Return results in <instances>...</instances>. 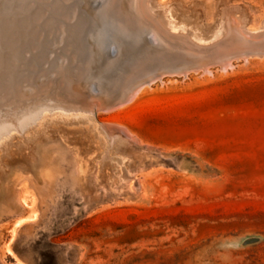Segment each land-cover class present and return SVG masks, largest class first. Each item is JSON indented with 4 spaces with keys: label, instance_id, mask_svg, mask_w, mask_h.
Here are the masks:
<instances>
[{
    "label": "rangeland",
    "instance_id": "obj_1",
    "mask_svg": "<svg viewBox=\"0 0 264 264\" xmlns=\"http://www.w3.org/2000/svg\"><path fill=\"white\" fill-rule=\"evenodd\" d=\"M136 1L133 18L117 11L125 0H102L104 16L89 0H0V264H264V0ZM120 18L124 40L136 20L168 27L182 32L168 50H187L173 63L193 53L218 65L94 116L89 93L114 78L118 96L130 70L88 75ZM181 21L193 25L175 29Z\"/></svg>",
    "mask_w": 264,
    "mask_h": 264
},
{
    "label": "bare ground",
    "instance_id": "obj_2",
    "mask_svg": "<svg viewBox=\"0 0 264 264\" xmlns=\"http://www.w3.org/2000/svg\"><path fill=\"white\" fill-rule=\"evenodd\" d=\"M65 1H69L70 2V0H65ZM101 1L102 0H92V1H90L89 0V4H87V9H89L90 11H98V12H100V13H103V15L102 16H104V14H105V10H103V7H101L100 6V8H98V9H94V10H92V5H94V4H96V3H98V2H100L101 3ZM143 1V0H142ZM61 2V1H60ZM72 3V2H71ZM105 5V4H104ZM23 6V5H22ZM26 6V5H25ZM67 6V5H66ZM65 6V7H66ZM69 6V5H68ZM103 6V5H102ZM116 6V5H115ZM137 6H139L138 4H137V1L136 0H125V3H124V5L121 7V9H118L117 8V11L118 12H120V14H122V16H123V14L124 15H127V16H132L133 18L135 17V15L137 14V12H138V10H139V8L137 7ZM62 7H64L63 5H62ZM116 7H118V6H116ZM3 8V7H2ZM67 8H69V7H67ZM73 8H74V6H73ZM76 8H78L77 6H76ZM142 8V7H141ZM79 9V8H78ZM107 9V8H106ZM62 10V9H61ZM71 10V9H70ZM70 10H68V11H70ZM75 10V9H74ZM73 10V11H74ZM143 10V9H142ZM2 11V10H1ZM79 11H77V13H78ZM141 12V11H140ZM75 13H76V11H75ZM63 14V13H62ZM70 14V13H69ZM79 14H80V12H79ZM78 14V15H79ZM184 14V13H183ZM60 15V14H59ZM72 15V14H71ZM175 15V14H174ZM62 16V15H61ZM69 16V15H68ZM68 16H67V19H68ZM101 16V17H102ZM108 16V15H107ZM178 16V15H177ZM64 18V17H63ZM79 18V17H78ZM88 18V17H87ZM123 18V17H122ZM122 18H120V19H117V20H109L110 22H108L111 26H109V27H105V29H104V31H103V33L104 34H101L100 36H99V41H100V45H101V48L104 46V37L106 36V34H107V36L109 37V39L111 40L112 39V42H113V40L116 42V43H118V44H122V47H121V50H120V55H119V57H118V59L116 60V61H109L107 58H105V56H103V53H102V55L100 54V53H98V52H96V50L97 49H95L94 47H91V49L92 48H94L95 49V51H93L92 53H91V59H90V63H88V65H90L91 64V66H92V71H91V73L90 74H88L89 76H91V80H93V79H97L98 77H99V79H101L102 77H101V75H104V73H106V71H111L110 70V68H112V76H114V71L115 70H119L120 69V73L119 74H123V70L124 69H126V66H128L129 68H130V70L129 71H125V73L120 77V79H118V83H120L119 84V89H121V93L118 95V96H114V92H115V90L116 89H118V88H116V89H114V78H111L112 80H113V83L111 82L110 83V81H109V83L111 84V87L110 88H107L106 86H103V87H105V89L103 90H99V91H97L95 94H90L89 93V95H90V97H91V99H90V101H91V104L94 106L93 108L95 109H93V115L95 116H98L97 114H98V112H100V111H106V112H108L109 110H116V109H118V108H121V107H123V106H126V105H128L129 103H132V102H134L137 98H138V96H139V94L141 95L142 93H141V91L143 90V89H145V87L146 86H149V85H146V86H144V87H140V88H137V90H134L136 87H137V85L143 80V79H145V78H147V77H149V75H151V74H153V73H155V72H158V71H161V70H165V69H172V68H178L175 72H186V71H188V72H191V71H196V70H198L199 68H200V66H202L204 63H210L211 65H213V66H217L218 65V62L217 61H215L213 58H206V55L205 54H203L202 55V60L201 59H199V58H197L196 56H195V54H193L192 52H190V51H188V52H190V53H192L190 56L192 57V59L191 60H189V61H187V62H184V63H173V61H175V59H177L178 57H181V56H185L186 54H185V52L187 51V50H182V49H178V50H172V51H169L168 50V47H171V42L172 41H176V37L178 38V39H180L181 37H180V35L179 34H181L182 32H181V30H180V32L181 33H177V32H174V31H172L171 29H170V31H169V29H167L168 27H166L165 26V23L163 22V25L166 27L165 28V30L164 29H162V30H159V28H157L155 31H153L152 29H150L149 27H147L146 25H143L142 23H140L139 22V20L137 21H135V23L134 24H125V25H130V27L129 28H132V26L131 25H136V26H138L137 28H138V31H136V32H132L131 31V33L130 34H125L126 36H127V38L124 40V39H122L118 34H121L122 33V31H121V29L122 28H124V26H122V21L121 20H124V19H122ZM124 18H126V17H124ZM131 18V17H130ZM65 19V18H64ZM64 19H63V23H65V21H64ZM91 18H89V20H90ZM114 19V18H113ZM132 19V18H131ZM138 19V18H137ZM57 20V19H56ZM58 20H59V17H58ZM57 20V21H58ZM104 20H107V19H104ZM126 20V19H125ZM135 20V19H134ZM133 20V21H134ZM186 20H187V18H186ZM231 20H232V17H231ZM239 21H240V19H238ZM242 20V19H241ZM7 21V20H6ZM60 21V20H59ZM128 21V20H127ZM130 21V20H129ZM149 21V20H148ZM234 21H235V19H234ZM53 22H56L55 20L53 21ZM61 22V21H60ZM70 22V21H69ZM78 22V21H77ZM82 22V21H81ZM114 22V23H113ZM179 22V21H178ZM228 22H230V21H228ZM238 22V21H237ZM23 23V22H22ZM59 23V22H58ZM57 23V24H58ZM133 23V22H132ZM236 23V22H235ZM3 24V23H2ZM7 24V23H6ZM54 24V23H53ZM69 24V23H68ZM79 24V23H78ZM103 24L104 23H100L99 25H100V28L103 26ZM108 24V25H109ZM161 24V23H160ZM197 24V23H196ZM237 24V23H236ZM245 24V23H244ZM66 25V24H65ZM124 25V24H123ZM192 25L193 24H191V23H189V22H184V21H181V23H173V27L176 29V27H181V26H183V27H185V28H187V27H189V28H191L192 27ZM235 24H234V22H233V26H234ZM239 25V24H238ZM237 25V26H238ZM242 25V24H241ZM5 25H3V27H4ZM9 26V25H8ZM7 26V27H8ZM27 26V25H26ZM55 26H56V23H55ZM64 26V25H63ZM98 26V25H97ZM199 26V25H198ZM203 26V25H202ZM236 26V25H235ZM48 27H50V25H48ZM78 27V26H77ZM199 27H201V26H199ZM204 27V26H203ZM229 27V26H228ZM242 27H243V25H242ZM52 27H50V29H51ZM113 28H114V37L113 36H111L110 34H109V32L108 31H113ZM134 28V27H133ZM53 29H54V27H53ZM57 29V28H56ZM65 29V28H64ZM70 29V28H69ZM99 28L98 27H92L91 29H90V31L88 32L89 33V36H94L96 33H98L97 32V30H98ZM135 29V28H134ZM245 30V28H242V30ZM35 30V29H34ZM59 30H61V28L59 27ZM77 30V29H76ZM84 30H86V29H84ZM121 32H120V31ZM193 30H194V27H193ZM229 30H231V29H229ZM7 31V30H6ZM27 31V30H26ZM83 31V30H82ZM81 31V32H82ZM199 31V30H198ZM203 31V30H202ZM228 31V30H227ZM239 32H240V30H238ZM246 31V30H245ZM43 32H44V30H43ZM52 32V31H51ZM61 32H62V30H61ZM84 32V31H83ZM200 32V31H199ZM260 32H261V30H260ZM38 33V32H37ZM58 33H60V31L58 32ZM64 33V32H63ZM62 33V34H63ZM66 33V32H65ZM65 33H64V35H65ZM128 33V32H127ZM145 33H151V34H153V35H155V37H156V40H157V43L155 44V45H151V44H149V43H146L144 40H140V38L138 37L139 35L138 34H145ZM170 33V34H169ZM186 33V32H185ZM235 33V32H234ZM241 33V32H240ZM239 33V34H240ZM40 34H42V33H39V35ZM55 34V33H54ZM204 34V33H203ZM210 34H212V33H210ZM244 34V33H243ZM56 35H58V37L60 36L59 34H56ZM227 35V34H226ZM187 36V35H186ZM250 36V35H249ZM41 38V37H40ZM50 38H51V36H50ZM61 38V40H62V37H60ZM60 38H57V41L59 40L60 41ZM206 38V37H205ZM204 38V39H205ZM208 38V37H207ZM211 38V37H210ZM224 38V37H223ZM232 38V37H231ZM247 38V37H246ZM250 38V37H249ZM56 39V38H55ZM169 39H170V41H169ZM225 39V38H224ZM233 39V38H232ZM52 40V39H51ZM92 40H93V38H92ZM11 41H13V40H11ZM48 41V40H47ZM58 41V42H59ZM65 41V40H64ZM63 41V42H64ZM202 41V40H201ZM232 41V40H231ZM50 42V41H49ZM54 42H55V40H54ZM62 42V41H61ZM67 42V41H66ZM65 42V43H66ZM82 42V41H81ZM84 42V41H83ZM85 42H87V41H85ZM51 43H52V41H51ZM56 43L57 42H55V44L54 45H56ZM69 43V42H68ZM14 44V43H13ZM37 44V43H36ZM35 44V45H36ZM43 44V43H42ZM47 44V43H46ZM71 44H75L74 42L72 43L71 42ZM84 44H86V43H84ZM195 44V43H194ZM32 45V44H31ZM39 45H41V44H39ZM57 45H60L59 43H57ZM209 45V44H208ZM16 46V45H15ZM26 46V45H25ZM42 46V45H41ZM51 46H53V44H51L49 47H51ZM74 46V45H73ZM85 46V45H84ZM83 46V47H84ZM89 46H90V44H89ZM96 48H98L96 45H94ZM19 47H21V46H19ZM27 47V46H26ZM36 47V46H35ZM75 47H78V46H75ZM86 47V46H85ZM17 48V47H16ZM15 48V49H16ZM82 48V47H81ZM80 48V49H81ZM21 49V48H20ZM35 49V48H34ZM33 49V50H34ZM36 49H38V47L36 48ZM44 49H46V48H44ZM49 49V48H48ZM47 49V50H48ZM88 49V48H87ZM100 49V48H99ZM27 50V49H26ZM40 50V49H39ZM43 50V49H42ZM93 50V49H92ZM104 50V49H103ZM19 51V50H18ZM50 51H52V50H50ZM73 51V50H72ZM101 52H103L102 51V49L100 50ZM24 52H25V50H24ZM39 53V52H38ZM45 53V52H44ZM44 53H43V55H44ZM46 53H48L47 51H46ZM90 53V52H89ZM51 54V53H50ZM49 54V55H50ZM76 54H77V51H76ZM43 55H41V56H43ZM19 56V55H18ZM23 56V55H22ZM56 56V55H55ZM15 58V57H14ZM43 58H44V56H43ZM43 58L41 57V60H43ZM47 58H49V56H47ZM46 58V59H47ZM59 58V57H58ZM45 59V58H44ZM51 59V58H50ZM233 59V58H232ZM26 60V59H25ZM10 61H12V60H10ZM15 61V60H14ZM56 61V60H55ZM57 61H59V60H57ZM79 61H80V59H79ZM29 62H30V60H29ZM89 62V61H88ZM230 61H228V62H226V65H229V67L231 66V68H233L234 66L233 65H231L230 63H229ZM16 64H17V62H15ZM14 63V64H15ZM46 63V62H45ZM25 65V64H24ZM30 65H31V63H30ZM54 65H55V62H54ZM120 65H124L125 66V68L123 67V70H122V68H119V66ZM20 66V65H19ZM190 66H193V68H189ZM36 67V66H35ZM43 67H45V66H43ZM60 67H63V66H60ZM59 67V68H60ZM77 67H79V66H77ZM79 68H81V65H80V67ZM116 68V69H115ZM128 68V69H129ZM10 69V68H9ZM41 68H39V70H40ZM82 69V68H81ZM226 69V68H225ZM43 70V69H42ZM42 70H40V72L42 71ZM56 70V69H55ZM63 70V69H62ZM88 70H91V69H88ZM209 70V69H208ZM44 71V70H43ZM57 71H60V70H57ZM66 71V73H67V70H65ZM122 71V72H121ZM224 71V70H223ZM15 72V71H14ZM18 73L20 72V71H17ZM46 72V71H45ZM45 72H41L40 74H42V73H45ZM49 72V71H48ZM54 72V71H53ZM61 72V71H60ZM89 72V71H88ZM87 72V70H86V72L85 73H88ZM174 72V73H175ZM206 72V71H205ZM208 72H210V71H208ZM11 73V72H10ZM25 75H26V72H23ZM57 73V72H56ZM192 73V72H191ZM9 74V73H8ZM40 74H39V76H40ZM10 75V74H9ZM25 75L23 76L25 79L27 78V77H25ZM31 75V74H30ZM29 75V76H30ZM44 75V74H43ZM45 75H47V74H45ZM79 75V74H78ZM77 75V76H78ZM106 75V74H105ZM76 76V75H75ZM74 76V77H75ZM76 76V77H77ZM181 76V75H180ZM179 76V77H180ZM187 76V74L185 75V77ZM30 77H33V76H30ZM79 77L80 76H78L77 77V79L79 80ZM182 77V76H181ZM184 77V76H183ZM36 78V77H35ZM21 79V78H20ZM20 79H19V81H20ZM25 79H22L21 81H25L26 82V80ZM39 79H40V77H39ZM41 79H42V77H41ZM40 79V80H41ZM110 79V80H111ZM116 79H117V77H116ZM44 80V79H43ZM102 80V79H101ZM6 81H7V79H6ZM18 81V80H17ZM18 81V83H19V85H20V82ZM42 81V80H41ZM40 81V82H41ZM77 81V80H76ZM80 81H82V80H80ZM108 81V80H107ZM30 82H31V80H30ZM35 82V81H34ZM85 82V81H84ZM97 82V81H96ZM16 83V82H15ZM24 83V82H23ZM27 83H28V81H27ZM83 83V82H82ZM98 83V82H97ZM103 83V82H102ZM9 84V83H8ZM40 84V83H39ZM38 84V85H39ZM43 84H46V83H43ZM74 84V83H73ZM76 84H77V82H76ZM99 84V83H98ZM10 85V84H9ZM18 84H16V86H19ZM24 85H25V83H24ZM23 85V86H24ZM41 86H42V84H40ZM38 86L39 88H42V91H44L43 89H45V88H47L48 89V87L46 86V85H44V87L42 86ZM84 85H85V83H84ZM87 85V84H86ZM102 85V84H101ZM13 86V85H12ZM37 86V85H36ZM46 86V87H45ZM75 86V85H74ZM82 86V85H81ZM98 86V85H97ZM100 86V85H99ZM107 86H109V85H107ZM21 87V86H20ZM28 87H31V84H30V86H28ZM37 87V88H38ZM86 87V86H85ZM85 87H84V89H85ZM117 87V86H116ZM8 88V87H7ZM12 88V87H11ZM39 88H38V90H39ZM87 88V87H86ZM123 88H125V90L123 89ZM13 89V88H12ZM31 89V88H30ZM29 89V90H30ZM33 89V88H32ZM35 89H36V87H35ZM46 89V90H47ZM83 89V88H82ZM89 89V88H88ZM88 89H86L87 90V92H88ZM16 90H17V88H16ZM15 90V91H16ZM23 90V89H22ZM21 90V91H22ZM91 90V89H90ZM131 91V90H134V96L130 99V100H128L127 102H125V103H123V104H121V105H119V106H115V103L117 102V101H119L120 99H122L123 98V96L125 95V93L127 92V91ZM18 91V90H17ZM26 91H27V88H26ZM40 91V90H39ZM42 91H40V92H42ZM73 91V90H72ZM29 92V91H28ZM27 92V93H28ZM30 92H35L34 90L33 91H31L30 90ZM38 92V91H37ZM90 92V91H89ZM143 92V91H142ZM8 93V92H7ZM21 93H23V92H21ZM54 93V92H53ZM26 94V93H25ZM25 94L23 95L24 97H25ZM28 94H30V93H28ZM55 94V93H54ZM73 93H71V96H73L72 95ZM82 94V92L80 93V92H77V94L76 95H81ZM31 95H32V93H31ZM38 95H46L47 96V93L46 94H40V93H38ZM37 94H36V96H38ZM59 95V94H58ZM75 95V94H74ZM20 96V94L18 95V97ZM27 96V95H26ZM33 96V98H37V97H34V95H32ZM60 96V95H59ZM58 96V97H59ZM69 96V95H68ZM27 97H29V95L27 96ZM38 97H40V96H38ZM49 97V96H48ZM100 97L102 98V97H108L109 99H111V100H109V101H107V102H105V103H103L100 107H97V106H99L98 104H96L95 105V101H99L100 100ZM111 97V98H110ZM32 98V97H31ZM50 98H52V97H50ZM55 98H57V96L55 97ZM19 99H21L20 97H19ZM18 99V101H20ZM30 99V98H29ZM54 99V97L52 98V99H50V100H53ZM58 99V98H57ZM60 99V98H59ZM58 99V100H59ZM71 99V98H70ZM73 99V102H75L74 101V99L75 98H72ZM78 99H79V97H78ZM15 100H16V98H15ZM23 100V99H22ZM22 100H21V102H22ZM25 100H26V98H25ZM33 100V99H32ZM35 100V99H34ZM43 100V99H42ZM49 99H47V101H48ZM61 100H62V97H61ZM108 100V99H107ZM9 101V100H8ZM24 101V100H23ZM37 101H39V100H37ZM40 101H41V99H40ZM46 101V100H45ZM55 101V100H54ZM72 101V100H71ZM59 102H61V101H59ZM103 102V101H102ZM1 103H3V102H1ZM20 103V102H19ZM24 103H25V101H24ZM33 103V102H32ZM15 104H16V102H15ZM18 104V103H17ZM28 104H30V102L28 103ZM89 104V103H88ZM88 104H87V106H88ZM3 105V104H2ZM64 105V104H63ZM65 105H66V103H65ZM68 105H69V108H70V104L68 103ZM68 105L65 107V109L68 107ZM78 105V104H77ZM21 106H22V104H21ZM23 106H24V104H23ZM27 106V105H26ZM25 106V107H26ZM32 106V105H31ZM52 107V106H51ZM62 107H64V106H62ZM84 107H86V106H84ZM46 108V107H45ZM68 108V109H69ZM27 109V108H26ZM30 109V108H29ZM28 109V110H29ZM71 110H72V108H70ZM75 109V108H74ZM78 109V108H77ZM76 109V110H77ZM82 109V108H81ZM83 110H84V108H83ZM34 111V110H33ZM32 111V112H33ZM85 111H87V110H85ZM84 111V112H85ZM92 112V110L91 109H89V112ZM110 111V112H111ZM20 114V113H19ZM8 115H10V114H8ZM12 116V115H11ZM2 117V116H1ZM23 117H25V116H23ZM37 117V116H36ZM18 119V118H17ZM13 120V119H12ZM27 120V119H26ZM33 121V120H32ZM13 122H15V121H13ZM106 125V124H105ZM11 127V126H10ZM109 127V126H108ZM24 128V127H23ZM23 128H22V130H23ZM113 128H114V126H113ZM117 128V127H116ZM121 128V127H120ZM119 128V129H120ZM6 129H7V127H6ZM25 129V128H24ZM124 130H125V128H123ZM11 130V129H10ZM9 130V131H10ZM13 130V129H12ZM15 130V129H14ZM27 130V129H26ZM117 130H118V128H117ZM116 130V131H117ZM126 131V130H125ZM125 131H123V133L126 135V136H129ZM24 132V131H23ZM103 132V131H102ZM107 132H110V131H107ZM106 132V133H107ZM112 133V132H111ZM121 133V132H120ZM110 134V133H109ZM4 135V134H3ZM2 135V136H3ZM108 135V134H107ZM5 136V135H4ZM110 136H114V134L113 135H110ZM131 141H132V139H131ZM110 146V145H109ZM111 162H113V161H111ZM127 164V163H126ZM122 165V164H121ZM106 166V165H105ZM116 167V166H115ZM114 167V168H115ZM120 168V167H119ZM101 169V168H100ZM112 170V169H111ZM100 172V171H99ZM114 172V171H113ZM132 172V171H131ZM112 177V176H111ZM96 178V177H95ZM113 179V178H112ZM111 179V180H112ZM133 180V179H132Z\"/></svg>",
    "mask_w": 264,
    "mask_h": 264
},
{
    "label": "water",
    "instance_id": "obj_3",
    "mask_svg": "<svg viewBox=\"0 0 264 264\" xmlns=\"http://www.w3.org/2000/svg\"><path fill=\"white\" fill-rule=\"evenodd\" d=\"M100 6H101V3L98 2V3L94 4V5H92V10L98 9V8H100ZM138 35H139L138 37L140 38V40L142 39L146 43H149L151 45L152 44L155 45L157 43L155 35H153L151 33L138 34ZM109 37L107 36V34L104 37V39H105L104 40V46L102 47V51L103 52L100 51L99 47L96 48L97 49L96 52L100 53L101 55L103 53V56H105V58H107L109 61H116L118 59L119 55H120V50H121L122 44H118L114 40L112 42V39L110 40ZM189 68L191 69V68H193V66H190ZM177 69L176 68H172V69H165V70H161V71L155 72V73L149 75V77L143 79L137 85V87L134 90H137V88L144 87L146 85L155 84V83H157V82H159V81H161L163 79L171 77V76H173L174 72ZM191 72H194V71H191ZM174 76H177V75H174ZM97 85H98V83L96 81L92 82V87H96ZM134 90L127 91L125 93V95L123 96V98L115 103V106H119V105L127 102L128 100H130L134 96Z\"/></svg>",
    "mask_w": 264,
    "mask_h": 264
}]
</instances>
